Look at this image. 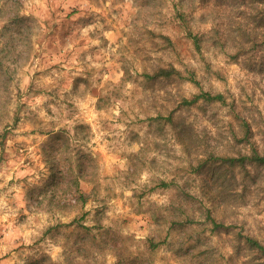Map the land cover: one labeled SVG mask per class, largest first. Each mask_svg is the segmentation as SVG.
<instances>
[{"label":"rangeland","instance_id":"1","mask_svg":"<svg viewBox=\"0 0 264 264\" xmlns=\"http://www.w3.org/2000/svg\"><path fill=\"white\" fill-rule=\"evenodd\" d=\"M129 2L141 12L149 10V16L155 14L150 10L170 4L174 15L158 27L167 23L173 34L186 29L198 50L232 47L237 50L233 60L264 74V0H0V264H156L158 254L169 264H264V255L251 250L243 238L250 235L264 244V224L250 219V212L240 219L242 209L264 204V164L248 161L244 167H229L208 159L210 154L191 168L182 186L175 177L157 178L133 190L130 184L145 160L119 150L139 143L133 125L147 122L149 131L161 137L171 125L178 136L188 138L187 117L176 116L174 110L167 117L161 113L127 124L117 120L111 136L100 129L93 132L95 121L88 113H81L84 122L73 121L75 105L68 98L81 95L82 85L90 88L96 71L84 66L89 55L111 56L110 46L117 52L139 53L148 45L174 51L180 42L148 28L150 21L141 12L128 19L125 13L132 10L116 5ZM122 41V48L117 47ZM145 74L141 87L152 92L183 79H149ZM215 102L204 101L198 110L207 115ZM219 102L228 105L226 97ZM195 104L183 102L180 107L190 110ZM231 107L236 110L235 99ZM241 107L242 115L256 110L243 101ZM242 124L251 133L237 144L264 154L252 139L264 134V120L248 124L244 119ZM152 148L163 156L166 145L157 142ZM241 153L233 147L228 155ZM147 163L158 169L162 161L153 156ZM39 164L44 168L37 171ZM82 171L85 177L76 186L74 177ZM76 187L87 194L86 203L76 202ZM149 198L171 203L160 209ZM209 213L223 226L214 229ZM48 220L55 223L40 227ZM25 233L29 240L39 233V239L21 243Z\"/></svg>","mask_w":264,"mask_h":264},{"label":"clouds","instance_id":"2","mask_svg":"<svg viewBox=\"0 0 264 264\" xmlns=\"http://www.w3.org/2000/svg\"><path fill=\"white\" fill-rule=\"evenodd\" d=\"M116 7L131 9V13H125L128 19L141 12L140 9L133 7L130 2L116 5ZM108 11H111L110 7H108ZM148 11L141 12V15L150 21L147 24L148 28L171 35L174 41L179 38L180 42L176 44L175 50L157 51L148 45L147 50L132 53L127 50L117 52L115 48L110 46L111 56L104 54L103 58H93L89 55L83 63L89 69L94 68L96 70L92 77L91 87L86 88L82 85L81 95L68 98L75 105V111L71 112L73 121L76 123L84 122L80 118L81 113H88L90 119L95 121L92 131L95 132L100 129L102 135H113L112 129L119 126L114 123L117 120L127 124L131 121L143 120L144 117H155L161 113L167 117L174 110H178L176 116L183 113L187 117L184 123L191 129L188 138L178 136L171 125H168L167 135L163 137L149 131L147 122L133 125L140 133L139 143L130 148L119 149L126 153L137 154L145 160V165L138 166L136 175L133 177L135 183L130 184L133 190H138L146 184L151 185L157 178L172 181L175 177L176 183L182 186L184 180L192 175V167L207 159L210 154L228 155L233 147L250 155V145L245 147L244 143L237 144V140L243 141L244 139L242 121L246 119L248 124H252L253 119L264 120V74L250 72L241 63L233 60L232 56L236 54L237 50L232 47L220 49L203 46L198 50L195 39L187 36L186 29H178L173 34L167 23L164 27H158L161 21L167 22L174 15L175 10L171 8L170 4L163 9L150 10L155 13L151 16L148 15ZM117 23L118 27H124V23L120 21ZM140 25L143 29V19L140 21ZM212 27L213 24L209 22L207 30L210 31ZM126 30L131 32V27L129 26ZM108 35L111 36V33ZM193 35L195 36V32ZM95 42L99 43L98 40ZM122 44L123 41L117 47L122 48ZM121 57L125 59L122 60ZM146 57H151V59H146ZM157 65L163 68L168 66L175 68L183 79L178 84L156 92L145 91L141 87L144 74H154ZM102 69H107V71H101ZM68 87L70 88L71 85L69 84ZM93 89L96 91L93 92ZM253 92H255V96L249 100L248 97L252 96ZM204 93H210L213 97L223 95L227 98L228 105L225 106L216 101L212 109L205 115L198 110V105L204 103L202 98ZM101 97L106 99L102 102ZM198 97L200 99H196ZM61 98L64 99V97ZM233 99L237 102L235 111L231 107ZM193 100H196V104L190 110L187 107H180L184 101L192 104ZM241 101L247 104L248 108L255 105L256 110L250 114L242 115ZM213 112H216L215 116H213ZM105 129L107 130L106 133L104 132ZM253 131L258 132L255 125ZM252 139L264 151V134L255 135ZM157 142L166 145V148L162 152L160 151L163 156L152 148V145ZM72 143L75 144L76 140L73 139ZM110 143L113 144L114 148L117 147L116 141L113 140ZM74 155L72 153L73 158ZM153 156H157L162 161L158 169L152 168L147 163ZM36 159L39 160V157ZM20 163H23V160ZM129 166L130 161L128 167L124 169V173L128 172ZM39 168H44V165L39 164L37 171ZM44 171L47 174L48 169L45 168ZM19 175L22 176L24 173H19ZM11 178V176L7 177V179ZM120 179L123 180V175ZM192 191L193 194L199 195L198 190L193 189ZM128 196H131V193ZM149 201H154L155 207L160 209L171 203L170 199L155 200V198H149ZM207 206L211 207L210 204ZM260 209H264V204L260 205ZM260 209L249 205L241 210L240 219H244L250 212L252 214L250 219L264 224V212ZM199 218L203 219V217ZM4 219L7 220V216ZM54 223V220H48L42 223L40 227ZM154 227L153 225L148 230H152ZM8 235L15 238L18 233H9ZM37 239H39V233L34 234L32 240L27 239L25 233V239L21 243H34ZM226 251L231 252V248ZM159 255L156 264H169V262L161 261ZM245 259H250V257Z\"/></svg>","mask_w":264,"mask_h":264},{"label":"trees","instance_id":"3","mask_svg":"<svg viewBox=\"0 0 264 264\" xmlns=\"http://www.w3.org/2000/svg\"><path fill=\"white\" fill-rule=\"evenodd\" d=\"M18 18V17H17ZM147 78L149 79H162V80H168V79H178L180 77H182L175 68H172L171 66H168L167 68H163L158 66V68H156L154 70V74H145ZM203 100L206 102H213V101H222L224 100V96L223 95H219L216 97H213L210 93H204L203 94ZM196 99H200V97L196 98ZM196 103V100H193L192 104ZM185 105H192L189 104L188 101H184ZM245 136L244 139H247L249 137V134L251 133V130L249 128V125H245ZM243 127V128H244ZM208 159H213L214 161H220L221 163L229 166V167H234V166H245L246 162H254L257 164H264V154L260 153L258 149L253 148L252 152L250 155L245 154V153H241L239 154V156H233V155H228V156H216L215 154H212L210 156V158ZM201 168V166L199 167ZM81 174H78L77 176L74 177V183L76 186H78V184L80 183L81 179H84V172H80ZM167 185V184H164ZM75 195H76V202L77 203H86L87 201V194L85 192H83L79 187H76L75 189ZM210 212V211H208ZM208 217L211 219L214 229H217L219 227H222L223 224L219 223L216 221L215 218H213L211 216V214H208ZM184 221H189L192 222V220H180V222H184ZM243 238L245 239L246 245H248V247L251 250L257 251V253L264 255V244L258 239L255 238L253 236L250 235H245L243 236ZM157 246V244H153V247ZM116 264H120V261H118Z\"/></svg>","mask_w":264,"mask_h":264}]
</instances>
